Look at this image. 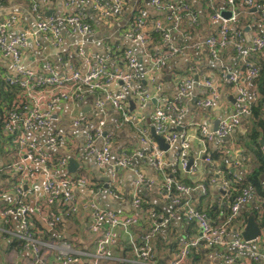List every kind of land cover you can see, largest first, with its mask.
Wrapping results in <instances>:
<instances>
[{"label": "crops", "instance_id": "crops-1", "mask_svg": "<svg viewBox=\"0 0 264 264\" xmlns=\"http://www.w3.org/2000/svg\"><path fill=\"white\" fill-rule=\"evenodd\" d=\"M102 1L107 7L111 6L109 0H4L0 5V19L16 15L17 23L9 30L10 35H16L21 32H34L36 30L37 17L32 10L33 2L37 3L41 14L44 17H61L68 13L87 10L90 12V21L93 25V32L86 37L73 32L65 23H60L63 34V42L60 46H54L39 37L31 36L27 47L22 52V65L24 68L34 72L48 73V64L53 67L58 75L68 74L72 70L79 68L85 70L87 63L80 54L79 48L82 46L86 50L87 56L92 64L97 63L99 57H107V63L110 68L119 66L126 71V64L123 60V50L126 47L133 48L139 60V67L142 71V77L135 81L130 87L126 86L122 80H113L107 89L113 93L122 92L133 100L135 104L132 110L138 118V125L147 129L151 137L153 122L151 119L154 110L164 104V99L174 98L179 91V84L193 78L195 83L189 86V95L183 99L184 110L178 114L183 129L195 133V126L207 125L214 129L219 125L222 117L233 112L236 107V93L232 84L222 81L221 73L223 70L234 71L244 69L245 57L236 54L231 49H220L217 57L212 56L209 50L201 47L199 50L191 47V44L197 40H203L212 33L217 32L221 25V20L212 18L213 12L228 13L232 8L226 0H188L191 3L193 11L197 13V19L193 20L190 16L183 18L182 27L189 33L190 38L186 39L179 33H174L172 40L185 46L186 54L174 55L167 61L166 66L151 70V55L162 51L166 43H153L151 33L154 31L153 22L162 14L154 10L145 0H126L124 8L117 14L111 22L101 21L97 14L92 11L93 3ZM143 9V10H141ZM238 21L231 24V28H241L243 30L246 45L250 47L253 38L264 32V11H256L248 8L243 3L238 5ZM139 12L145 16V24L141 29V34L146 43L133 41L126 35L132 19ZM49 13V15H48ZM251 55V54H250ZM0 73L3 75H16L17 67L10 57H6L0 51ZM196 76L198 78L196 79ZM209 80L220 89L218 99L211 107H200L197 101L208 95V89L203 84ZM160 83L162 88L158 91L154 84ZM138 92L148 94L149 97L142 100ZM129 104V102H128ZM130 106V105H129ZM130 108V107H129ZM86 117V124H75L74 118L79 116ZM144 116L141 120L140 117ZM117 118V111L110 102L100 108L96 104L95 94H87L82 100L76 103L62 101L52 110L51 125L36 132L27 133V140L38 145H44L48 137L58 134V146L54 149V154L64 157H74L79 167L74 172L68 171L67 167L54 166L46 170L44 167L31 162L20 155L13 147L8 144L0 146V209L16 204L17 194L15 184L20 179V173L13 170V164L20 157L23 158L24 170L29 171V176L24 183L26 192L25 200L30 209V216L34 222V235L41 241V251L44 259L52 263L56 258L58 245L62 243L70 244L78 253L72 264H94L91 254L97 249V242L100 234L90 230L91 212L88 208L82 207L84 202L96 201L101 207L114 211L119 215L135 214L140 218V223L130 227V233L138 241L145 232L146 215L143 208L134 209L131 198L134 192L153 205H159L163 213H174V217L168 224H165L158 236L155 237L153 253L155 260L153 264H162L160 260V249L168 250L171 245L187 235V225L179 209L170 202L164 201L159 197L158 186L163 182V176L160 174L153 163L149 154L141 159L134 157L136 169L142 171L147 176L153 178L156 185L150 188L145 186H136V174L133 169H118L110 164L104 168H99L94 157L88 156L84 152L85 136L89 129L96 127L101 119H104L105 132L111 133L112 157L115 160L123 152H139L142 148L138 130L131 124H122L115 127L114 122ZM247 131L246 116L242 118L239 127L227 138L214 140L208 143V149L221 150L223 163L231 170L236 167V161L242 159L245 155L243 148L237 145V140ZM103 137L97 138V143L101 144ZM3 142V141H1ZM191 162L198 159V169L195 173H183L184 178L190 179L193 183H200L210 173L207 169L203 155H200V143L195 136L190 139ZM179 145L177 143L170 145L164 152V159L167 168L175 162ZM149 151H151L149 149ZM221 162V164H222ZM69 163V160H68ZM249 165L243 162L242 168L246 169ZM218 170V169H217ZM84 176L96 180V184L91 186H79L74 188V196L81 208L70 217H64L56 228L48 225V220L53 214L60 213L63 210L62 202H56L52 205H46L43 194V183L49 177L62 176ZM114 177L120 180L119 196L109 193L104 187L105 179L110 178L109 186ZM217 177V178H216ZM14 179L17 181L14 182ZM224 180L222 172L215 175L211 182L210 191L214 198H221L226 195L222 188ZM26 188V189H25ZM200 189L194 190V196L201 195ZM118 237L113 248L114 259L103 260L98 264H139L138 257L134 251L126 250L130 246V236L123 228H116ZM23 233V226L19 214H0V263L1 264H31L34 260V254L31 246L26 243L20 248L11 245L12 238H20ZM193 235H198V227ZM66 241H59V238ZM21 239V238H20ZM169 245V247H167ZM176 248V245H175ZM203 264H212L216 258L214 250L203 249ZM175 252L171 251L168 255L167 264H170L174 258ZM201 257V255H200ZM163 258V256H162Z\"/></svg>", "mask_w": 264, "mask_h": 264}, {"label": "built area", "instance_id": "built-area-1", "mask_svg": "<svg viewBox=\"0 0 264 264\" xmlns=\"http://www.w3.org/2000/svg\"><path fill=\"white\" fill-rule=\"evenodd\" d=\"M2 1L0 0V5ZM109 1L111 2L110 7H107L102 1H96L92 6V11L105 23L116 18L126 4V0ZM226 2L232 8V16L225 18L220 12H213L212 18L221 20L217 32L203 40L194 41L191 47L197 50L205 47L215 57L218 56L220 49H231L236 54L245 57L244 69L223 70L221 73L222 81L234 86L236 107L233 112H228L222 117L216 130L207 125H197L195 126V133L191 134L190 131L183 129L178 114L184 110L183 99L189 95V86L195 81L193 78H188L180 82L178 94L174 98L164 99V104L158 106L151 116L156 134L164 137L169 145L175 143L179 145L176 160L170 166V174L166 172L168 168L164 159L165 151L159 148L157 141L149 135L145 127L138 125L139 117L130 110L125 94L122 92L113 93L107 89L113 80H122L126 86L130 87L135 81L141 79L143 73L133 48L126 47L123 50L126 71L119 66L110 68L107 57H99L97 63L92 64L86 50L81 46L79 52L87 63L85 70L76 68L68 74L58 75L53 67L48 64V73H37L24 68L22 65V52L27 47L29 38L31 36L39 37L54 46H60L63 42L60 23L67 24L73 32L86 37L93 32L90 12L83 9L58 18L51 15L44 17L38 4L33 2L32 10L37 17L36 30L34 32H21L16 35H10L9 30L17 23L18 17L11 15L0 19V51L4 56L10 57L17 67L16 75H7L6 77L11 84L20 86L26 96V101L22 105L9 112L4 126L6 133L15 134L14 141L17 145V152L20 155L25 154V157L31 162L44 167L46 170L54 166L67 167L68 160L64 157H58V162L54 163V149L59 142L58 134L48 137L44 145H38L27 140V133L48 128L52 122L53 108L62 101L76 103L91 93L95 94L96 104L100 108L106 102H110L117 111L115 127L121 126L118 119L119 112H121L123 121L132 123L138 130L142 144L141 150L135 153L123 152L113 160L112 134L105 132L106 122L101 119L96 127L87 131L84 152L86 155L94 157L99 168L113 164L117 170L133 169L136 174V186L147 188L155 186L156 182L153 178L136 169L134 157L139 156L143 159L149 154L151 155L155 168L164 177L163 182L158 186L159 196L181 209L187 224L195 223L198 227V235L187 234L180 239L179 248L170 264H186L192 248L200 246L204 249L214 250L216 260L212 264H252L253 261H261L264 264V224L259 225L260 234L255 239L246 240L242 235L246 224L242 226L239 223H232L254 197L252 189L246 188L234 198L227 221L215 224L205 212L199 211L195 206L194 190L198 188L202 194H206V186L200 183L194 188L173 178V173L177 170L189 174L195 173L198 169V159H194L192 163L189 160L191 136H195L199 141L200 155H203L205 162H211L207 152L208 143L215 138L229 137L239 127L242 118L251 114V105L260 95L253 83L259 75V69L247 59L250 53L264 54V32L256 35L250 47H247L243 30L241 28L233 29L231 24L238 21L237 9L240 3L256 11H264V0H226ZM149 4L154 10L162 14V17L154 20L153 29L161 33L162 39L166 43V47L162 51L151 55V70H155L166 66L170 57L186 54L185 46L175 43L172 36L174 33H179L183 38H190L189 33L182 27L183 18L190 16L196 20L197 13L193 11L188 0H150ZM144 22L145 16L142 12L135 15L126 30L127 37L145 44L147 40L141 34ZM203 84L208 89V95L199 99L197 105L205 108L211 107L218 99L220 89L209 80L204 81ZM154 86L158 91L162 88L160 83H155ZM138 96L142 100L149 97L148 94L142 92H138ZM140 119L143 120L144 116H141ZM73 121L75 124H86V117L81 115L75 117ZM98 137H103L101 144L97 143ZM262 147L264 150V145ZM23 162V158L20 157L13 164L12 169L20 173V179L15 184V192L18 198L15 205L7 208L5 214L20 215L23 233L19 237L28 246H31L34 254V260L31 264H72L78 251H75L66 242L58 245L54 262L49 263L43 257L41 241L34 235V222L30 218V209L25 200L24 183L32 174L24 170ZM236 166H243L242 159L236 161ZM220 172V169L216 170L217 174ZM120 183L119 178L114 177L107 188L109 193L118 197ZM89 184L90 179L84 176H48L46 178L42 188L46 205L50 206L56 202H62L66 206L65 212L53 214L49 218L48 225L51 228L59 224L64 216H70L81 208L75 199L73 190L76 187ZM222 188L226 194L229 193V182L223 180ZM131 202L134 209H140L141 199L137 191L132 195ZM82 207L88 208L91 212L90 230L100 234L97 249L94 254H91L94 264L103 260L114 259L113 248L118 237L116 231L118 227L123 228L129 234L139 264H153V238L160 228L168 224L174 217V213L164 215L151 211L147 228L138 243L130 233V227L140 223L137 215H119L112 210L101 207L94 200L84 202Z\"/></svg>", "mask_w": 264, "mask_h": 264}, {"label": "trees", "instance_id": "trees-1", "mask_svg": "<svg viewBox=\"0 0 264 264\" xmlns=\"http://www.w3.org/2000/svg\"><path fill=\"white\" fill-rule=\"evenodd\" d=\"M3 2L4 0L2 1V3ZM151 38L153 43L163 42L162 35L159 32L153 31L151 33ZM250 54L247 60L253 62L259 69V75L256 77L253 83L258 89L260 95L259 98L256 101H254L251 105V114L248 117H246L247 131L245 132L244 135H241V137L236 142L237 145L240 146V148H243L244 150L245 155H243L244 156L243 158L245 160L243 162L247 163V165L249 166L246 169L242 168V166L241 167L236 166L233 172L229 167H227L226 163H223L221 161L222 159L221 150L213 151L208 149L207 152L210 155V159L212 161L206 163V166L207 169L210 171V173L205 177L203 181L200 182L206 186L207 193L194 196L196 200L195 202L196 208L199 211L205 212L208 215L209 219L215 224H220L228 220V217L231 213V205L233 203L234 198L237 197L246 188H250L254 191V197L251 199L249 204L243 209L241 214L235 220L232 221V223H239L243 226L247 223L249 216H254L259 225L264 224V150L260 143V140L264 139V54L262 53H250ZM25 101H26V96L24 95V90L16 84H11L10 81L7 79L6 75L0 73V143L1 144L3 143L2 147L4 146V144L10 145L11 147H13V149L16 152H17L16 149L17 145L16 142L14 141L15 134L11 135L9 133H6L4 126L9 112L11 110H14L15 108H18ZM118 119L121 125L122 124L133 125L132 123L123 121L121 112H119ZM58 157L59 156L54 155L55 158L54 163L58 162ZM217 169L221 170L224 181L229 182V187H230L229 193L222 196L221 198H214L210 191V185L213 179L215 178V175L217 174L216 173ZM166 172L170 174L171 173L170 168H168ZM76 176L78 175H74L73 177ZM173 178L186 185H190L194 188H196L197 185L200 184V183L198 184L193 183L190 179L184 178L183 172L180 170H177L175 173H173ZM17 180L14 179L13 183L15 184ZM90 184H92L91 186H93L94 184H96V180L91 179ZM139 197L141 199L140 208H143V210L146 213L144 220H146L147 223L146 226L144 227L147 228L149 222V214L151 211H154L158 214L166 215L165 213H163L159 205L157 204L153 205L151 203H148V201L143 200V198L140 195ZM8 207L9 206L0 209V214L5 213ZM65 209L66 206L63 205L62 210L64 212ZM179 212L182 214V217L184 218L181 209H179ZM70 216H64V217H70ZM59 224H57L54 228L58 230ZM186 225L188 227L187 234L191 235L197 229L195 223L192 224L186 223ZM162 228L163 226L160 228L159 232L154 236L153 244L155 237L159 235ZM35 237L38 238L36 235ZM63 239L64 238L60 237L59 241H66ZM140 239L137 241L138 243L140 242ZM179 242L180 240L177 242V244L174 242L171 245V248L168 250L159 248L161 255H160V260L158 262L162 264H167L169 253H171V251H174L175 253L177 252L179 248ZM24 244L25 241L23 239L17 237L12 238L11 245L20 248ZM167 247H169V245ZM130 249L134 251V248L131 243L126 250H130ZM203 249L204 248L202 246L198 248H192L186 264H203L204 262L202 261L203 258L202 252L205 251ZM153 261H156L155 256ZM252 264H262V263L261 261H253Z\"/></svg>", "mask_w": 264, "mask_h": 264}, {"label": "water", "instance_id": "water-1", "mask_svg": "<svg viewBox=\"0 0 264 264\" xmlns=\"http://www.w3.org/2000/svg\"><path fill=\"white\" fill-rule=\"evenodd\" d=\"M145 2L147 4H149L150 0H145ZM48 15H49V13H48ZM222 16L225 18H230L232 16V12L222 13ZM197 78H198V76H196V79ZM127 101L129 102L130 110H134L135 104H134L133 100L130 98V96H127ZM217 128H218V126H215L214 130H216ZM152 136L157 141L159 148L161 150L167 151L169 149V147H170L169 143L166 141V139L164 137L157 135L154 128H152ZM260 143H261V145H264V139H261ZM68 160H69V163L67 165L68 171L71 173H74L78 169L79 163L74 157H69ZM232 171L234 172V169H232ZM109 181H110V178L105 179L106 183H105L104 187L106 189L109 186V184H108ZM259 234H260V226H259L258 222L256 221L254 216H249L247 223H246V226H245V229L242 233L243 237L246 240H251V239H255Z\"/></svg>", "mask_w": 264, "mask_h": 264}]
</instances>
